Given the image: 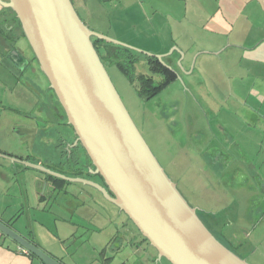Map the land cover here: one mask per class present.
I'll list each match as a JSON object with an SVG mask.
<instances>
[{"label": "crops", "instance_id": "1", "mask_svg": "<svg viewBox=\"0 0 264 264\" xmlns=\"http://www.w3.org/2000/svg\"><path fill=\"white\" fill-rule=\"evenodd\" d=\"M71 1L82 21L91 30L127 45L157 53L162 56L165 64L172 67L176 77L174 68L181 57L183 56L178 65H184L185 69L189 68L193 57L190 72L197 68L209 74L212 88L219 101H222L220 105L224 106L230 99H234L236 106L242 109L240 119L238 118L237 135L243 137L245 131L254 130L256 137H260L254 154L246 146V141L231 139L230 125L235 120L231 117L220 123L215 122L217 129L227 134L228 142L219 146L212 144L211 147L206 146L205 150H199L197 162L214 170L222 166V184L229 187L225 212L222 214L224 219L207 216L205 224L226 245L233 248L237 255L245 260L248 255L253 256L258 234L264 232V160L258 158L259 153L264 151V0ZM22 39L25 36L19 22L10 12L0 7V75L4 77L7 73L10 76L13 80L12 92L16 93L14 98H18L15 102L22 101L26 105L23 110L12 109L18 115H25L22 120L5 114L6 108L0 109V114L4 113L10 122L8 127L15 126L19 130L14 134L22 144L20 152L24 153H11L3 147L7 133H2L1 128L0 153L69 177H78L62 170L69 166V161L75 167L79 166V162L81 165L85 163L76 147V136L71 131L53 90L47 86L49 82L38 62V66L34 63V53L33 57L27 54L28 50ZM173 45L175 46L168 51ZM140 62L148 66L146 56ZM146 69L144 72L148 71V67ZM24 73L30 76L27 75V79L22 80L23 83L21 79ZM29 78L38 81V85L36 86V81L30 82ZM194 86L201 88L197 84ZM250 102H253L252 108L249 106ZM73 140L75 144L69 145ZM47 163L50 166L58 165L62 171ZM225 169L229 171L227 175L224 173ZM32 170L35 172L31 173ZM24 171H27L25 177H28L25 183L34 192L28 193V188L25 187L28 204L31 199L36 198L40 203L44 200L45 195L41 193L44 182H47L50 190L58 184L49 179L44 171L0 156V184L10 182L8 180H13L14 175ZM9 175L13 177L9 178ZM255 177L259 178L257 190L250 185L251 179L254 180ZM59 184L58 186H62ZM75 199H78L77 196ZM77 206H83V203ZM0 220L12 228L15 226L14 230L32 243H37L33 236L16 227L15 222L5 220L1 213ZM0 234L6 236L1 232ZM5 242L0 243V249L14 257L6 261L7 264H44L34 255L13 251L20 246L15 241L12 240V244ZM154 252L149 251L151 257L145 256L139 263L159 264ZM57 260L68 264L58 258Z\"/></svg>", "mask_w": 264, "mask_h": 264}, {"label": "rangeland", "instance_id": "2", "mask_svg": "<svg viewBox=\"0 0 264 264\" xmlns=\"http://www.w3.org/2000/svg\"><path fill=\"white\" fill-rule=\"evenodd\" d=\"M0 7L11 12L8 8ZM155 40L158 41L157 38ZM22 41L28 50L27 54L33 57L27 39ZM135 48L143 52V54L135 52L139 60L134 65L136 72L147 73L148 71L144 72L147 70L146 65L144 66L140 60L145 59L148 54H158ZM192 61L193 57L191 63ZM34 63L38 66L36 59ZM103 63L127 111L154 156L187 202L198 209L197 214L201 221L205 224L210 216L223 220L222 214L225 212L229 187L222 184V166L214 170L207 165L202 166V163L199 165L198 153L201 149L205 150L206 146L211 147L212 144L219 146L228 142L227 134L217 129L215 122L220 123L232 117L235 120L231 125L229 124L231 139L237 142L246 141V146L254 154L255 149L258 148L256 142L260 140V137H256V133H253L254 130L245 131L243 137L237 135L238 118L242 114V109L236 106L234 99H230L228 105H220L222 101H219L215 89L212 88L209 74L197 68L194 72H190L191 63L188 69L176 63L174 68L177 72L176 79L149 99L140 96L137 92L138 81L129 82L113 63L105 60ZM27 75L30 76L24 73L21 81H25ZM0 78V109L6 108L5 114L13 116V119H24V114L18 115L19 113L12 110L16 108L23 110L26 107L24 102L21 103L22 101L15 102L18 98H14L16 93L12 92L13 80L7 73L4 77L0 75ZM29 81L34 83L36 80L29 78ZM193 84L201 88L197 89ZM37 85L38 81H36ZM249 106L252 108L253 102H250ZM246 109L250 110L248 107ZM8 125L10 122L5 118L4 113L0 114V128L2 133H7L4 136L3 147L11 153H24L20 152L22 144L14 134L19 130H16L15 126L9 128ZM70 129L73 131L71 126ZM74 144L73 140L69 145ZM258 158L264 160V151L259 153ZM84 160L88 162L87 154ZM47 165L50 166V163ZM50 167L61 170L58 165L52 164ZM62 170L93 182L101 179L99 175L97 177L81 164L78 167L73 165ZM26 172L17 173L14 177L9 175L13 180L0 184V213L5 220L15 222L16 227L33 236L37 241L35 243L43 251L68 264H140L139 261L145 256L151 257L149 251L145 252L140 245V235L137 233L131 236L129 233L128 230L138 232L135 226L95 187L79 181L64 180L62 186L50 190V186L47 187L45 184L41 190L45 195L44 200L40 203L35 198L28 204L25 189L28 188L25 183V179L28 178L25 177ZM30 172L33 173L35 170ZM228 172L225 169L226 175ZM255 178L251 179L250 185L257 190L259 178ZM28 193L34 194L32 187L28 188ZM76 196L78 199H75ZM82 203L83 206H77ZM215 237L221 243L224 242L220 236ZM4 240L5 243H13L9 237L0 234V243ZM1 246L2 244L0 248ZM145 247L149 249V245ZM256 247L255 254L248 255L246 261L249 264H264V232L258 234ZM21 248L19 246L13 251L23 253ZM155 255V260H158L159 264H170L164 258L158 259L156 253ZM13 258V255L4 253L0 249V264H7L6 261Z\"/></svg>", "mask_w": 264, "mask_h": 264}, {"label": "water", "instance_id": "3", "mask_svg": "<svg viewBox=\"0 0 264 264\" xmlns=\"http://www.w3.org/2000/svg\"><path fill=\"white\" fill-rule=\"evenodd\" d=\"M0 6L16 15L76 143L106 188L17 157L0 156L95 187L127 216L156 250L158 259L170 264H249L215 237L160 165L113 85L92 38L143 52L91 30L71 0H0ZM148 56L172 69L162 56ZM0 232L44 264H62L1 220Z\"/></svg>", "mask_w": 264, "mask_h": 264}, {"label": "trees", "instance_id": "4", "mask_svg": "<svg viewBox=\"0 0 264 264\" xmlns=\"http://www.w3.org/2000/svg\"><path fill=\"white\" fill-rule=\"evenodd\" d=\"M92 39H93V44L102 62L105 60L109 63H113L129 82L138 81L139 88L137 92L139 93L140 96L146 99L155 96L161 89H163L166 85L171 83L176 78V73L172 69L164 66L160 62V60L155 56H148V55L146 56V60L148 64L147 73L136 72L134 66L138 62V56L135 53L136 51L122 45L104 41L99 38H92ZM88 160L90 161L89 157ZM68 163H69L68 167L73 166V164H71L70 161ZM47 177L53 180L54 182H57L58 184L59 183L62 184L64 182L63 179L57 178L52 175H48ZM58 184L56 185L58 186ZM7 225L9 226V224ZM223 244L227 248L235 252L233 248L226 245L224 242ZM27 253L33 255L30 252Z\"/></svg>", "mask_w": 264, "mask_h": 264}, {"label": "flooded vegetation", "instance_id": "5", "mask_svg": "<svg viewBox=\"0 0 264 264\" xmlns=\"http://www.w3.org/2000/svg\"><path fill=\"white\" fill-rule=\"evenodd\" d=\"M9 9V8H8ZM11 10V9H10ZM5 11H7V10H5ZM11 16L13 17V18H15V20L17 21V22H19L18 21V19H17V17H16V15L14 14V12L11 10ZM20 24V23H19ZM76 147H78V149L80 150V156L81 157H86V152H85V150L79 145V143H78V145H76ZM76 150V149H75ZM74 151V150H73ZM75 152V151H74ZM83 154H85V156L83 155ZM86 163V162H85ZM83 164V167H85L86 168V170L87 169H89L90 170V172H93V166H92V164H91V161H89L88 160V162H87V164ZM79 164H80V162H79ZM95 174V173H94ZM97 177H98V174H95ZM95 182H97V183H99L100 185H102V186H104L105 188H106V186H105V184H104V182H103V179L101 178L99 181H95ZM100 192V191H99ZM101 193V192H100ZM110 193V192H109ZM102 194V193H101ZM111 194V193H110ZM120 213H122L121 211H120ZM197 213H198V209H197ZM127 217V216H126ZM128 219V218H127ZM129 220V219H128ZM130 221V220H129ZM131 222V221H130ZM135 229H137L136 227H135ZM210 230V229H209ZM129 231V233L131 234V236H133V235H135V234H139L140 235V245L143 247V250H145V251H153L154 250V248L153 247H151V245L149 244V242L140 234V232L138 231V232H136V230H128ZM127 231V232H128ZM137 242H138V240H137ZM145 245L147 246V245H149V249H147L146 247H145ZM155 251V250H154ZM156 254H157V252H155Z\"/></svg>", "mask_w": 264, "mask_h": 264}, {"label": "built area", "instance_id": "6", "mask_svg": "<svg viewBox=\"0 0 264 264\" xmlns=\"http://www.w3.org/2000/svg\"><path fill=\"white\" fill-rule=\"evenodd\" d=\"M21 249H22L23 252H26V253L28 252V251H27L26 249H24V248H21Z\"/></svg>", "mask_w": 264, "mask_h": 264}]
</instances>
